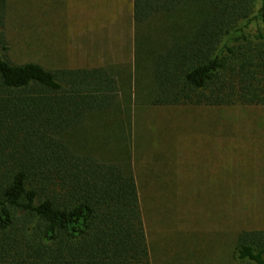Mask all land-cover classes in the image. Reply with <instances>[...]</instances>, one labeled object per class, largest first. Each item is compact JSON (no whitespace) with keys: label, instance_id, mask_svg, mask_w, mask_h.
Segmentation results:
<instances>
[{"label":"trees","instance_id":"1","mask_svg":"<svg viewBox=\"0 0 264 264\" xmlns=\"http://www.w3.org/2000/svg\"><path fill=\"white\" fill-rule=\"evenodd\" d=\"M4 19L0 0V264H151L130 151L98 152L120 126L116 77L12 62ZM132 19L152 104L264 106V0H132ZM235 257L264 264V229Z\"/></svg>","mask_w":264,"mask_h":264},{"label":"rangeland","instance_id":"2","mask_svg":"<svg viewBox=\"0 0 264 264\" xmlns=\"http://www.w3.org/2000/svg\"><path fill=\"white\" fill-rule=\"evenodd\" d=\"M145 28L132 0H5L12 62L116 77L120 126L99 133L98 152L130 151L151 264H240L238 234L264 229V106L152 104Z\"/></svg>","mask_w":264,"mask_h":264}]
</instances>
